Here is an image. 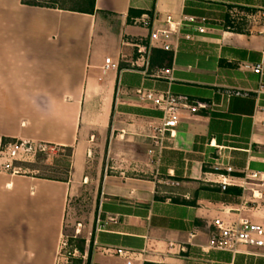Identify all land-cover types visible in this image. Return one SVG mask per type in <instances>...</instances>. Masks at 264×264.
<instances>
[{
    "label": "crops",
    "instance_id": "obj_1",
    "mask_svg": "<svg viewBox=\"0 0 264 264\" xmlns=\"http://www.w3.org/2000/svg\"><path fill=\"white\" fill-rule=\"evenodd\" d=\"M168 16L206 19V33L171 31L177 50L167 52L150 36ZM230 18L242 32L226 28ZM107 59L118 69L104 71ZM261 63L264 0H96L92 14L0 0V145L73 150L67 182L0 173V264H55L72 194L90 178V264H127L119 249L135 253L132 264H264L263 248L209 249L218 219L264 226L254 186L222 191L216 170L221 161L236 177L264 175V69H246ZM140 90L207 107L184 112L158 153L163 114Z\"/></svg>",
    "mask_w": 264,
    "mask_h": 264
},
{
    "label": "built area",
    "instance_id": "obj_2",
    "mask_svg": "<svg viewBox=\"0 0 264 264\" xmlns=\"http://www.w3.org/2000/svg\"><path fill=\"white\" fill-rule=\"evenodd\" d=\"M206 19H198L191 16H186L179 21H174L171 16L166 18L168 29L152 31L150 36L151 43L162 42V47L167 52L177 50V43L174 48L168 45L167 40L172 32L180 34L182 27L188 26L191 32L199 34L206 33ZM141 24L146 27H152L150 19H143ZM172 31V32H171ZM139 52L144 56H150V51L146 48L139 47ZM148 62L146 63V66ZM104 71L117 70L118 65L113 63L111 59H107L104 66ZM246 69L252 70L255 74L263 76V63L251 67L246 66ZM164 75L171 79L172 70L164 71ZM172 80V79H171ZM261 91L264 93V85L261 86ZM239 95V94H238ZM140 103L157 112L163 114L161 123L154 126L152 139L158 147V153L165 149V141L167 138L173 139L176 137V130L180 123L181 115L188 112L192 115L197 114L201 109L207 106L203 103H191L188 98L174 96L170 92L166 94H156L153 91H139ZM49 148L46 145H33L27 142L3 141L0 145V173L23 175L21 168L15 167V163L28 162L30 157H34L38 152H45ZM216 170L224 171L220 174V186L222 191H227L230 187H238L247 190L248 187L254 186L253 197L255 199L264 198V175L258 172L246 171L244 176H234V170L228 164L221 161H216ZM256 188V190H255ZM216 233L211 237L209 249L217 251H229L237 253L238 246H253L264 249V226L254 224L248 219L233 220L229 218L227 221L218 219L214 222ZM68 248V243L64 236L61 237L59 250L55 264H69L68 255H61ZM117 255L128 259L127 264H132L135 253L130 250L119 249ZM72 254L69 253V257Z\"/></svg>",
    "mask_w": 264,
    "mask_h": 264
},
{
    "label": "rangeland",
    "instance_id": "obj_3",
    "mask_svg": "<svg viewBox=\"0 0 264 264\" xmlns=\"http://www.w3.org/2000/svg\"><path fill=\"white\" fill-rule=\"evenodd\" d=\"M45 1L47 0H41V4L46 5L47 2ZM43 154H45L44 161L42 160L40 162L36 157H30L28 162H19V164L22 167L36 166L37 168L41 169L42 173L48 174V168H53L56 166L62 168V166H64L68 160V157L66 156L67 152H65L62 148L50 146L45 152H43ZM78 171L79 169L75 170V185H78V183H81L82 181ZM26 172L28 173L27 170L23 169V175L26 174ZM96 210L97 186L94 183L93 178H90V181H86V184L84 185L81 184L80 187L76 189L75 192H73L69 204L64 233V238L68 243V248L66 251L61 252V255H68L69 264H76V261L78 260H82L84 263L87 262L86 254L82 255L80 253L78 250V245L81 240H86L88 247V242L92 236V232L90 230L93 227ZM69 253L72 254L71 257H69Z\"/></svg>",
    "mask_w": 264,
    "mask_h": 264
},
{
    "label": "trees",
    "instance_id": "obj_4",
    "mask_svg": "<svg viewBox=\"0 0 264 264\" xmlns=\"http://www.w3.org/2000/svg\"><path fill=\"white\" fill-rule=\"evenodd\" d=\"M45 2H47L46 5H42L40 0H22V3L27 6L47 7V8L59 7L61 10H67V11L83 13V14H92L94 12L96 0H48ZM240 27H241V23L236 22V20H233L231 18L226 23V28L233 30L234 32H237V33L242 32V29ZM62 149L65 152H67L66 156L68 157L66 164L62 166V168L59 166L48 168L47 170L48 174H45V173H42L41 169L37 168L36 166H29L30 168L27 166H23V167L25 170L29 169L31 171H35L36 176L39 178L67 182L72 172L73 150L71 148H62ZM44 156L45 154H43V152H38L37 154L34 155V157H36L37 160L40 162L42 160L44 161L45 159ZM15 167L21 168L23 170V167L19 163H16ZM78 247H79L78 250L80 251V253L82 255H85V254H89L91 244L90 246L87 247L86 240H81L79 242ZM76 264H90V261H89V258L87 259L86 263H84L82 260H78L76 261Z\"/></svg>",
    "mask_w": 264,
    "mask_h": 264
}]
</instances>
